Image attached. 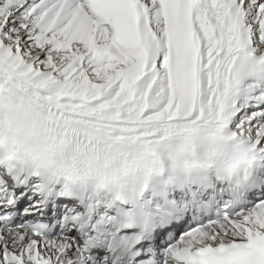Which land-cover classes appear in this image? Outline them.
<instances>
[{
    "label": "snow or ice",
    "instance_id": "6c2138e0",
    "mask_svg": "<svg viewBox=\"0 0 264 264\" xmlns=\"http://www.w3.org/2000/svg\"><path fill=\"white\" fill-rule=\"evenodd\" d=\"M242 50L264 53V0H0V98L45 101L55 139L92 151L98 169L148 167L157 128L202 120L227 126L264 167V78L234 76ZM102 197L0 160V264H89L109 226L99 264H121L125 250L154 264L142 233L116 239L136 228L116 214L126 203ZM179 228L163 264H264V188Z\"/></svg>",
    "mask_w": 264,
    "mask_h": 264
},
{
    "label": "clouds",
    "instance_id": "9594fccd",
    "mask_svg": "<svg viewBox=\"0 0 264 264\" xmlns=\"http://www.w3.org/2000/svg\"><path fill=\"white\" fill-rule=\"evenodd\" d=\"M233 74L239 80L264 78V53L257 56L242 50ZM20 95L23 101L17 98ZM43 103L19 91L11 97L3 94L0 160L7 161L11 155L14 163L37 176L46 187L119 197L129 206L121 220L128 224L129 213L135 218L129 226H147L149 211L144 197L148 193L163 197L172 188L182 189L209 174L226 186L241 184L262 168L251 148L232 138L227 126L202 120L180 127L165 123L157 128L155 157L148 167L112 163L98 169L92 151L78 154L63 137L55 139V130L40 106ZM112 147L119 151V146Z\"/></svg>",
    "mask_w": 264,
    "mask_h": 264
},
{
    "label": "bare ground",
    "instance_id": "6f19581e",
    "mask_svg": "<svg viewBox=\"0 0 264 264\" xmlns=\"http://www.w3.org/2000/svg\"><path fill=\"white\" fill-rule=\"evenodd\" d=\"M261 172H263V171H261Z\"/></svg>",
    "mask_w": 264,
    "mask_h": 264
}]
</instances>
